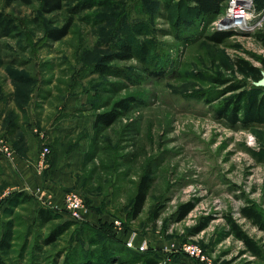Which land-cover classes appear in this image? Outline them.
Returning a JSON list of instances; mask_svg holds the SVG:
<instances>
[{"label": "rangeland", "instance_id": "obj_1", "mask_svg": "<svg viewBox=\"0 0 264 264\" xmlns=\"http://www.w3.org/2000/svg\"><path fill=\"white\" fill-rule=\"evenodd\" d=\"M6 1L0 0V12L18 30L0 27V103L13 102L5 120L38 97L44 107L34 108L46 127L74 94L116 121L95 131L92 156L76 189L66 193L81 195L80 221L66 207L69 219L60 215L44 224L33 203L14 206L0 195V264H145L151 258L158 264H205L183 250L187 244L213 264L252 259L231 233L228 216L264 245L263 232L240 213L249 202L264 212V124L230 125L218 113L236 100L232 86L245 85V105L264 97V87L238 71L241 60L264 71V9L253 30L219 43L209 37L218 33L214 26L225 9L210 22L183 29L197 13L188 0L170 7L165 0H65L64 9L52 14L37 1ZM71 17L69 34L51 39L49 32ZM123 42L135 47V57L112 63L108 75L95 73V64ZM143 44H149V57L141 52ZM146 67L164 76L148 75ZM1 142L11 155L0 159L10 158L14 146ZM50 157L42 172L50 168ZM144 176L152 181L148 199L133 218ZM185 206L192 210L181 217ZM59 225L63 234L45 245ZM118 244L138 255L122 254Z\"/></svg>", "mask_w": 264, "mask_h": 264}, {"label": "crops", "instance_id": "obj_2", "mask_svg": "<svg viewBox=\"0 0 264 264\" xmlns=\"http://www.w3.org/2000/svg\"><path fill=\"white\" fill-rule=\"evenodd\" d=\"M31 99L25 106L18 105V115L10 120L5 117L12 100L9 104L0 103V139L14 146L10 158L0 159V195L4 200H12L26 194L32 197L35 209L65 215V195L76 189L77 179L92 156L99 111L87 98L71 94L62 102L58 115L44 127L42 114L34 108L44 107V100L38 105V97L33 98L35 104ZM42 144L52 148L50 168L45 172L35 166ZM61 148L64 155L58 156ZM93 203L100 204L96 199Z\"/></svg>", "mask_w": 264, "mask_h": 264}, {"label": "trees", "instance_id": "obj_3", "mask_svg": "<svg viewBox=\"0 0 264 264\" xmlns=\"http://www.w3.org/2000/svg\"><path fill=\"white\" fill-rule=\"evenodd\" d=\"M19 1L26 5H32L34 1L40 2L42 5V11L45 14H52L61 11L64 9V1L65 0H7V6H10L12 3ZM176 0H165L166 5L170 7L174 6ZM190 3L194 4V8L197 10L195 19L190 22H185L183 24V29H189V27L193 24V22L200 21L202 22H210L214 20L217 16H219L223 9L226 7V0H188ZM256 10L261 11L264 9V0H254ZM75 19L73 17L69 18V20L59 29H53L49 32V36L51 39L55 41H59L66 37L71 28L73 27ZM194 22V23H195ZM0 27L4 31H17L18 27L15 25L13 19L8 18L3 13L0 12ZM236 33L232 31L227 32H218L214 36L209 37V39L223 43L228 38L232 37ZM259 38L264 43V33L259 36ZM140 49H142V54L146 57H149V44H143ZM135 47L133 45H129L127 42H123L120 44V47L117 51H113L108 53L102 57L100 63L95 64V73L100 75H108L111 72V64L117 61L123 62L131 60L135 57L134 55ZM264 66V60H263ZM145 71L148 75L156 76L161 78L164 76V73L153 72L151 68H145ZM238 71L245 76L251 77L253 80L259 81L262 78V70L253 66L252 64L241 60L238 64ZM221 85H225V81L221 80L218 82ZM244 84H239L232 86L229 89V92H239L234 102H226L218 113L220 117H223L225 120L229 122L230 125H236L237 123H242L245 125L251 124H264V97L262 96L260 99H254L245 105V94H247L244 89ZM125 103L123 101L119 106H122ZM116 121V118L113 117L110 113H100L98 112L96 117V131L102 125L105 128L112 126ZM151 178L149 176H144L137 187V193L134 197L133 209H132V217L137 218L143 211L150 187H151ZM32 203V197L26 194H19L10 200L9 204H13L14 206L26 205ZM191 206L183 207V212L181 217L188 215L191 212ZM38 218L41 219V222L44 224H49L55 219H59L60 214L53 213L52 211H45L43 209L38 210ZM241 216L247 220H249L259 231L264 234V212L260 209V207L255 202H249L247 205L243 206L240 209ZM229 224L231 226V233L240 240L244 245L243 254L249 255L252 259H247L243 264H264V245H262L255 238L247 234L241 226L237 223L236 220L233 219L232 216H228ZM64 224V223H63ZM52 230V229H51ZM64 228L63 226H57L53 231H50L49 236H47L44 240L45 245H51L57 241V239L63 234ZM122 244H118L120 248V252L122 254H127L130 251L128 248H124V246H120ZM118 248V249H119ZM137 256L138 254L134 252H130L129 256ZM145 264H158V261L155 259H146L144 261ZM85 264H99L97 261H88Z\"/></svg>", "mask_w": 264, "mask_h": 264}, {"label": "built area", "instance_id": "obj_4", "mask_svg": "<svg viewBox=\"0 0 264 264\" xmlns=\"http://www.w3.org/2000/svg\"><path fill=\"white\" fill-rule=\"evenodd\" d=\"M225 16L217 21L215 30L217 32L232 31L234 33H247L253 30L252 27L257 22V19L262 15V11H257L254 0H226ZM228 15H232L230 20L224 21ZM235 20V18H240ZM216 20L213 22L215 23ZM258 26V25H257ZM51 150L48 146L40 152L38 169L44 171L48 164ZM11 155L10 147L5 143H0V157H7ZM66 207L73 220L80 221L82 218L83 199L77 192L68 193L65 197ZM183 250L195 258L198 261H202L205 264H213L206 256L203 251L196 245L187 244L184 245Z\"/></svg>", "mask_w": 264, "mask_h": 264}, {"label": "bare ground", "instance_id": "obj_5", "mask_svg": "<svg viewBox=\"0 0 264 264\" xmlns=\"http://www.w3.org/2000/svg\"><path fill=\"white\" fill-rule=\"evenodd\" d=\"M261 16L257 19V22L254 25H252V27H255V26H257L259 24V22L262 20ZM231 17H232V15H228L227 18L224 19V21L227 22L228 20H230ZM240 19H241V17L240 18H235L234 21L235 20H240Z\"/></svg>", "mask_w": 264, "mask_h": 264}, {"label": "water", "instance_id": "obj_6", "mask_svg": "<svg viewBox=\"0 0 264 264\" xmlns=\"http://www.w3.org/2000/svg\"><path fill=\"white\" fill-rule=\"evenodd\" d=\"M256 86L264 87V71L262 72V78L256 82Z\"/></svg>", "mask_w": 264, "mask_h": 264}]
</instances>
